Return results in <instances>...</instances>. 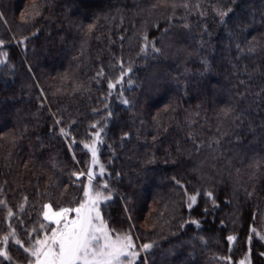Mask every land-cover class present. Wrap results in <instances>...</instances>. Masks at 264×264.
Listing matches in <instances>:
<instances>
[{
  "label": "trees",
  "instance_id": "trees-1",
  "mask_svg": "<svg viewBox=\"0 0 264 264\" xmlns=\"http://www.w3.org/2000/svg\"><path fill=\"white\" fill-rule=\"evenodd\" d=\"M0 53V264L82 200L96 133L147 264H264V0H0Z\"/></svg>",
  "mask_w": 264,
  "mask_h": 264
},
{
  "label": "snow or ice",
  "instance_id": "snow-or-ice-1",
  "mask_svg": "<svg viewBox=\"0 0 264 264\" xmlns=\"http://www.w3.org/2000/svg\"><path fill=\"white\" fill-rule=\"evenodd\" d=\"M113 87L115 85L110 83L109 88ZM63 131L61 129L62 133ZM99 135L96 133L97 141ZM95 144L96 141L92 145H84V148L91 152L93 166L98 164ZM103 171L101 166L99 175H103ZM79 175L85 174L80 173ZM86 175L88 184L84 186V198L77 207H61L58 211H53L50 204L44 205V219L54 227H51L42 239H36L30 249H25V251H30L36 264H125L126 260L127 264H135L139 258L140 254L134 250L136 246L132 236L116 234L114 230H110L101 215V203L111 199L110 196L103 194V189L108 187L107 184L100 185L101 190H94L92 182L96 174L93 173L91 167ZM208 195L211 196V193ZM189 201L188 206L191 208L196 203V196H190ZM8 215H13L11 210ZM193 223L196 222L193 221ZM46 227L48 226L41 225L42 229ZM228 239L235 238L229 237ZM4 241L7 242L8 237H5ZM16 243L19 244L20 241L17 240ZM152 247V244H144L142 250L147 252ZM0 256L8 258L6 250L0 249ZM146 260L147 257L145 264ZM241 264L244 262L241 261Z\"/></svg>",
  "mask_w": 264,
  "mask_h": 264
},
{
  "label": "rangeland",
  "instance_id": "rangeland-1",
  "mask_svg": "<svg viewBox=\"0 0 264 264\" xmlns=\"http://www.w3.org/2000/svg\"><path fill=\"white\" fill-rule=\"evenodd\" d=\"M3 54V53H2ZM1 53H0V61H3L4 59V55H2ZM94 141H97L96 140V137H94V138H92L91 140H90V142H88L87 144L88 145H92L93 144V142ZM95 146H96V144H95ZM97 149V148H96ZM88 150V149H87ZM88 152H89V154H90V160H89V168L91 167V169H92V171H93V173H95L96 175H95V177H94V179H93V187H94V190H101L100 188H99V186L100 185H103V183L101 182V181H99V179H101L102 180V178H101V176L102 175H99V172H100V169H101V164L99 163V160H98V164H96L95 166H93L92 165V156H91V152L88 150ZM97 159H98V155H97ZM89 168H88V170H89ZM80 173H84L85 175H79ZM87 172H84V171H79V172H77L76 173V177H78L79 176V178H81L80 179V182H79V184H80V186H81V188H82V200H83V190H84V186L85 185H87L88 184V178H87ZM103 194L104 195H107L106 193H104L103 192ZM82 200L80 201V202H82ZM79 202V203H80ZM45 205H47V204H45ZM79 205V204H78ZM77 205V206H78ZM101 205H102V203H101ZM76 206V207H77ZM66 208H68V207H66ZM73 208V207H72ZM52 210L53 211H58L59 209H53L52 208ZM44 211H45V208L43 207V211H42V217H43V219H44V216H43V213H44ZM101 212V211H100ZM70 215H74V214H70ZM45 220V219H44ZM45 222H47L48 223V221H46L45 220ZM51 227H54V225H50V228ZM46 233H43V235L40 237V238H38V239H42L43 238V236L45 235ZM125 234H129V233H125ZM121 235H123V234H121ZM131 235V234H130ZM132 236V235H131ZM133 238V237H132ZM35 242V241H34ZM34 242L30 245V248H31V246L34 244ZM133 243L135 244V251H137L140 255H139V258L135 261V264H145V257H144V254H145V252L142 250V245H137L136 244V242L134 241V238H133ZM29 248V249H30ZM29 253H30V251H29ZM29 257L31 256V254H29L28 255ZM31 258L33 259H31L32 260V262H28L29 264H36V262H35V258L34 257H32L31 256ZM241 261H243L244 262V264H250L249 263V261L245 258V259H242V260H240L237 264H241ZM27 263V264H28ZM125 264H127V260L125 261ZM146 264H147V262H146Z\"/></svg>",
  "mask_w": 264,
  "mask_h": 264
}]
</instances>
